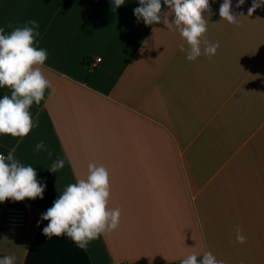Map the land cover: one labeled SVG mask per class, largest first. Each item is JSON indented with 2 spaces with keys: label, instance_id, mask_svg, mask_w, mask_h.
Here are the masks:
<instances>
[{
  "label": "crops",
  "instance_id": "1",
  "mask_svg": "<svg viewBox=\"0 0 264 264\" xmlns=\"http://www.w3.org/2000/svg\"><path fill=\"white\" fill-rule=\"evenodd\" d=\"M222 3L209 0L204 13L216 54L189 61L178 30L136 18L139 0L114 11L112 0H0L6 34L9 23H39L55 89L31 106L38 126L28 136H0V154L14 149L57 198L90 162L109 171L120 224L84 248L92 264H181L205 251L224 264H264V4L249 16L253 0H232L243 18L230 24ZM41 140L51 157L36 152ZM57 159L64 167L53 173ZM0 205L26 209L23 228L0 229V256L24 264L43 211Z\"/></svg>",
  "mask_w": 264,
  "mask_h": 264
},
{
  "label": "clouds",
  "instance_id": "2",
  "mask_svg": "<svg viewBox=\"0 0 264 264\" xmlns=\"http://www.w3.org/2000/svg\"><path fill=\"white\" fill-rule=\"evenodd\" d=\"M245 0H238L237 7L244 4ZM113 11L125 4V0H112ZM140 6L134 9L138 20L151 26L161 21L169 31H179L184 42L180 50L186 51V59L196 60L199 56L209 57L216 54L219 44H211L205 34L208 31V21L205 12L210 10L209 0H163L174 19L169 22V13L162 14L161 0H139ZM264 4V0H253L249 8L251 16L255 10ZM222 21L230 24H239L240 18L232 12V0H223L219 9ZM5 33L0 28V88H9L10 95L5 94L0 98V136L24 138L38 126L34 123L30 113L31 106L39 105L45 98V90L55 89L51 81L44 74V65L48 59L47 50L37 47V37L40 36V25L35 20L27 21L23 26L13 28ZM203 44V48H202ZM36 152L45 151L48 156L53 154L48 151L44 141L35 145ZM14 149L7 155L0 154V203L6 200L21 202L25 199H43L46 185L37 180V172L32 166L22 164L14 155ZM64 167V161L57 159L52 163L50 171L57 173ZM58 198L52 207L42 214L41 219L48 221L43 229V234L50 240L53 236H67L79 248L84 249L89 242L102 233L118 229L120 224L121 209L109 208L111 195L110 174L103 166L95 163L88 164L85 178L77 177L59 192ZM236 241L240 244L246 242L241 234L242 230L235 229ZM15 255L0 258V264H15ZM181 264H224L217 260L210 252L205 251L202 257L193 252L181 260Z\"/></svg>",
  "mask_w": 264,
  "mask_h": 264
},
{
  "label": "trees",
  "instance_id": "3",
  "mask_svg": "<svg viewBox=\"0 0 264 264\" xmlns=\"http://www.w3.org/2000/svg\"><path fill=\"white\" fill-rule=\"evenodd\" d=\"M38 182L40 181L38 180ZM56 199L57 197L55 194L45 188L43 199H25L23 202L36 206L45 213L47 209L52 207ZM0 206L3 207L8 205ZM47 224L48 221L41 220L24 264H92L86 250L79 248L71 239L67 238V236H53L48 240L43 234V229Z\"/></svg>",
  "mask_w": 264,
  "mask_h": 264
},
{
  "label": "built area",
  "instance_id": "4",
  "mask_svg": "<svg viewBox=\"0 0 264 264\" xmlns=\"http://www.w3.org/2000/svg\"><path fill=\"white\" fill-rule=\"evenodd\" d=\"M97 59L96 62H100ZM27 213L24 207L0 206V229L23 228L26 225ZM0 258H3L0 256Z\"/></svg>",
  "mask_w": 264,
  "mask_h": 264
}]
</instances>
